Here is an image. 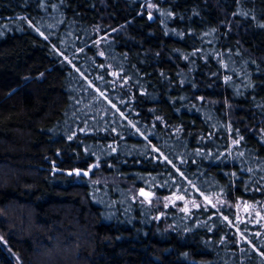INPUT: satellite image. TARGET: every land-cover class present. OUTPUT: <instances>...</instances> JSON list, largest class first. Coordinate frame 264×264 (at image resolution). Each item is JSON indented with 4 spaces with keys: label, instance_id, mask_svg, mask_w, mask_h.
I'll use <instances>...</instances> for the list:
<instances>
[{
    "label": "trees",
    "instance_id": "trees-1",
    "mask_svg": "<svg viewBox=\"0 0 264 264\" xmlns=\"http://www.w3.org/2000/svg\"><path fill=\"white\" fill-rule=\"evenodd\" d=\"M143 1L0 0V264H264V0Z\"/></svg>",
    "mask_w": 264,
    "mask_h": 264
},
{
    "label": "rangeland",
    "instance_id": "rangeland-1",
    "mask_svg": "<svg viewBox=\"0 0 264 264\" xmlns=\"http://www.w3.org/2000/svg\"><path fill=\"white\" fill-rule=\"evenodd\" d=\"M153 5H154L153 1H151V0H144V1L141 3V5H140V12L143 11L146 15H147V14H151V15H152L151 11H152V9H153ZM152 16H153V15H152ZM148 20H149V19H148ZM149 21H151V20H149ZM127 24H128L127 22H124V23H122L120 26H118V27L112 29L111 31H113V30H114V31H119L122 27L126 26ZM111 31H110V32H111ZM77 50H79V49H77ZM140 197H141V199L144 201V203H149V202H150V199L152 198V194H151L149 191H147V190H141V191H140ZM205 201L209 202L206 198H205ZM244 208H245V209H248V208H250V207H249L248 204H245V205H244ZM237 219H238V218H237ZM237 219H236V220H237ZM254 219H256V217H255Z\"/></svg>",
    "mask_w": 264,
    "mask_h": 264
},
{
    "label": "water",
    "instance_id": "water-1",
    "mask_svg": "<svg viewBox=\"0 0 264 264\" xmlns=\"http://www.w3.org/2000/svg\"><path fill=\"white\" fill-rule=\"evenodd\" d=\"M149 20H152L153 16L151 14L146 15Z\"/></svg>",
    "mask_w": 264,
    "mask_h": 264
}]
</instances>
